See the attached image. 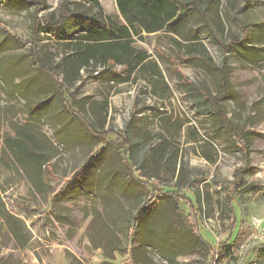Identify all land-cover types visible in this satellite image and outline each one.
Here are the masks:
<instances>
[{"label": "rangeland", "instance_id": "obj_1", "mask_svg": "<svg viewBox=\"0 0 264 264\" xmlns=\"http://www.w3.org/2000/svg\"><path fill=\"white\" fill-rule=\"evenodd\" d=\"M62 1L0 0V28L5 29H0V57L15 53L27 58L37 38V19L44 25L42 18L56 13ZM101 4L106 15L119 18L115 0ZM207 14H219L226 41L231 35L242 39L240 23L256 25L252 42L223 55L202 30L201 20L193 17L186 31L200 36L198 44L164 32L145 36L135 48L146 53L148 68L122 83L108 66L83 70L80 77L74 72L66 76L62 67L69 48L45 31L38 35V57L45 67L60 71L58 79L68 85L73 109L99 132L113 131L106 141L93 137L60 108L58 97L41 90L43 82L30 86L32 105L49 99L35 124L55 148L51 170L57 176L80 168L85 173L82 184L57 201L51 200L54 182L47 180L45 194H38L3 154L13 126H20L29 114L27 103L20 95L8 94L11 86L0 78V264H213L210 246L223 242L231 254L217 264H264V0H218ZM189 46H195L196 53L187 61ZM8 48L15 51L5 53ZM203 56L216 67L225 61L226 87ZM121 70L112 69L126 78ZM29 77L20 73L13 80L24 83ZM182 78L201 90L207 99L201 105L209 112L201 110L200 100L187 92ZM218 110L226 115L232 133L251 143L248 163L244 146L219 128L223 122ZM213 128L218 131L211 135ZM123 137L131 142L132 159ZM124 160H132L143 185L121 171ZM241 169L249 173L242 175V189L232 194ZM144 184L181 191L194 203L200 198L201 234L209 246L193 244L186 224L190 209L181 200L176 214L187 229L173 236L169 252L161 254L146 239L153 224L165 217L164 209L140 214L142 243L132 249L124 222L137 216L135 205L147 195ZM230 193L234 213L226 207ZM160 227H155L158 235Z\"/></svg>", "mask_w": 264, "mask_h": 264}, {"label": "trees", "instance_id": "obj_2", "mask_svg": "<svg viewBox=\"0 0 264 264\" xmlns=\"http://www.w3.org/2000/svg\"><path fill=\"white\" fill-rule=\"evenodd\" d=\"M16 1L18 0H11ZM27 2V0H22ZM101 0H63L60 8L56 13H51L43 19L44 25L40 20L35 25L34 36L37 37L32 41L31 49L27 58L15 53H10L0 57V78L11 86V95H20L27 103V113L29 118L23 120L20 126H13V136H7L4 141L3 154L8 157L12 163V169L23 173L26 180L31 184L32 188L38 194H45L47 180L55 183L54 191L51 193V200L57 201L62 198L71 188L80 186L84 181V169H76L69 175L57 176L51 168L52 161L57 157L55 148L50 138L44 134L40 127L35 124L39 121V117L45 108L49 105V99H43L32 105L29 98L30 86L39 82H43L44 92L58 97L60 108L69 115L75 117L76 124L82 125L95 138H100L106 141L113 131L99 132L73 109L68 98V85L59 81V72L55 68L45 67L43 60L38 57L35 46L40 41L38 35L45 31L48 35H52L65 44L70 50V54L65 55L64 66L62 72L66 76L75 73L80 77L83 70L96 68L98 66H108L109 73L113 75L115 80L122 83L125 80H130L132 75L137 70H146L148 68V57L146 53L137 51L133 37L139 36L142 33L156 34L164 32L172 34L183 40L198 44L201 38L198 34L190 35L187 30L188 20L193 17H198L203 23L202 30L204 33L219 47L223 55L233 53L235 47L243 46L245 43L252 42V31L257 28L256 25L240 23L242 30V39L231 35L229 41L223 39L225 35L224 23L219 14L216 17L208 16L207 12L213 3L218 0H116L117 7L124 20L123 24L120 20L106 15L101 3ZM43 9V8H41ZM41 19V20H42ZM211 24L214 26L212 28ZM45 26V27H44ZM4 29V27L0 28ZM216 30V31H214ZM8 35H10L8 33ZM141 38V37H140ZM139 38V39H140ZM142 41V39H141ZM202 46V45H201ZM196 46V50H197ZM1 49V48H0ZM195 46L188 47L187 61L190 57H195L193 52ZM15 51L13 48L4 50L5 53ZM202 61L208 66L218 70L220 74V82L222 87L228 84L227 73L224 69L225 61L222 65L216 67L212 59L207 56L202 57ZM121 67L127 77L123 78L121 73L112 71L115 67ZM20 73L30 75L29 79L24 83H14V78ZM45 77V79H44ZM50 77L55 79L50 81ZM113 78V79H114ZM46 79H48L46 81ZM77 79V78H76ZM182 83L187 89V92L195 99L201 101L207 100L201 90L187 79L182 78ZM203 112H209L207 108L201 105ZM211 109L214 106L211 105ZM0 112L3 110L0 106ZM218 114L222 119V126L219 128L226 129L234 138L240 142L246 149L245 158L248 163L250 142L243 135L238 136L233 134L232 130L227 127L228 120L226 115L218 110ZM16 117V115H14ZM218 128V127H217ZM218 129L213 128L211 135H214ZM121 137L123 135H120ZM122 145L126 150V155L129 159L132 157V145L128 138H122ZM105 147L99 150L92 158L98 157ZM123 169L121 171L127 177H131L134 181L142 184L133 172L132 160L123 161ZM247 169L236 171L238 179L234 184L232 194L242 189L243 174H248ZM143 185V184H142ZM146 188V198L140 200L135 205L137 216L125 223L128 237L132 249H136L142 243V236L138 232L140 226V214L143 212H158V209H164L165 217L159 218L153 224L151 230L147 234V241L150 245L159 249L161 254H167L170 250L171 243L175 239L173 236L177 232L185 231L187 228L180 223L179 216L176 214L181 200L186 201L189 206L190 213L186 218V224L189 225L188 231L195 238L194 245L201 247L202 245L209 246L202 237L200 216L201 212L197 203H201V199L194 203L191 199L181 194L182 192L162 191L144 184ZM151 189V190H150ZM226 202V207L234 213L233 195ZM158 210V211H157ZM161 225V235L155 231V227ZM145 237V235H144ZM264 249V247H263ZM212 251V261L217 254L219 262L223 258H227L231 254L225 242L218 243L216 246H210Z\"/></svg>", "mask_w": 264, "mask_h": 264}, {"label": "crops", "instance_id": "obj_3", "mask_svg": "<svg viewBox=\"0 0 264 264\" xmlns=\"http://www.w3.org/2000/svg\"><path fill=\"white\" fill-rule=\"evenodd\" d=\"M116 1V0H115ZM100 3H101V1H100ZM102 5V4H101ZM116 6H117V3H116ZM104 9V8H103ZM117 10H118V14L120 15L119 16V18H118V20H120L123 24H125L124 23V20L122 19V17H121V14H120V12H119V9H118V7H117ZM162 32H160V33H156V34H146V33H142L141 35H139V36H135V37H133V40L135 41V43L133 44V45H137V43H139L140 41H141V39H144V37L145 36H150V35H157V34H161ZM141 37V38H140ZM140 38V39H139Z\"/></svg>", "mask_w": 264, "mask_h": 264}, {"label": "built area", "instance_id": "obj_4", "mask_svg": "<svg viewBox=\"0 0 264 264\" xmlns=\"http://www.w3.org/2000/svg\"><path fill=\"white\" fill-rule=\"evenodd\" d=\"M219 256L216 254L215 256H214V260H213V264H217V263H219V258H218Z\"/></svg>", "mask_w": 264, "mask_h": 264}]
</instances>
